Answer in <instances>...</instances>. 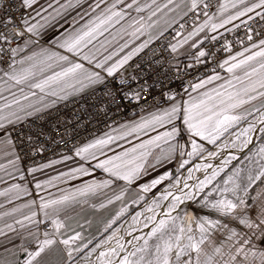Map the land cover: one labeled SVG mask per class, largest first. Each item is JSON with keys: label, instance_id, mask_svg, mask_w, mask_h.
<instances>
[{"label": "snow or ice", "instance_id": "1", "mask_svg": "<svg viewBox=\"0 0 264 264\" xmlns=\"http://www.w3.org/2000/svg\"><path fill=\"white\" fill-rule=\"evenodd\" d=\"M56 3L59 4V0H56ZM82 3L83 0H74V2L67 0L66 4H60L59 8L54 9V14L48 13L42 16L41 13L47 12V9H37L39 0H0V64L6 65V67H0V101H2L0 102V148L8 145L15 146L12 139L13 133H18L16 140L21 144L25 140L32 141V135L26 133L23 128L18 129L16 125L21 124L28 117L42 114L54 107L58 101L67 100L69 96L83 92L86 88H92L93 95H95L96 86L103 88L97 101L98 110L105 116L110 108L119 110L124 101L131 103L135 100L139 103L143 99L146 102L148 97L142 96V93L148 89L147 81L141 82L139 76L128 79L119 75L117 79L120 70L133 57L144 53L142 60L148 67L152 70H160L157 76L169 77L173 67L180 72L179 66L174 65L173 61L181 54L180 49L188 45L193 37L205 33V40L216 42L217 35L208 36L207 32L216 33L219 28L236 20H240V24L234 25V28L239 29L241 25L246 27L245 36L251 46L245 47L242 52L230 56L218 65L219 68L231 74L230 79L197 97L189 96L188 100L178 101V93L168 95L170 107L153 113L150 119L142 120L131 127L124 125L126 130L121 135L113 136L106 133L75 151L76 155L83 159H96L97 152L104 154V148L114 140L123 139L148 128L155 129L157 126L169 125L168 130L157 134L152 139L101 160L95 165L112 177L131 184L145 171L146 158L151 155V152L147 151L149 146L154 145L160 148L161 143L168 145L167 149L161 148L160 156L156 158L157 163H162L164 160L171 159L176 151L184 155V145L173 142L187 133L191 138V151L187 152V156L191 158L207 151L204 144L197 142V137L201 141L215 145L225 132L248 121V117L254 116L255 113L259 116L248 121L247 126L241 128L235 139L244 137L241 141V148H243L252 142L250 134L257 131V124L260 125L259 132L264 133V38L254 42V36L264 37V0H256L251 4L248 0H235L231 6L236 8L239 4L243 5V8L234 15L228 16L227 19H222L220 23L214 22V14L209 15L208 9L211 5L208 0H167L163 5L157 4V0H151L150 3L147 0L143 3L141 0H112L110 4H107L106 0H95L93 5H89L90 11L80 16L81 20L84 16L90 17L85 23L75 27L79 24V20L74 19L72 21L74 27L71 30L64 29L51 42L55 48L62 49L70 55L41 47L39 52L33 51L30 55L17 60L20 52L38 42L33 37L40 36L43 28L64 15L67 9L80 6ZM101 4H105V7L99 14L93 15L97 9L101 8ZM48 7L51 8L52 5L49 4ZM224 8V5L220 6L221 12ZM165 9L168 11L165 12ZM28 10L35 12V16H32ZM146 10L147 17L139 15ZM132 11H135L137 16H132ZM157 13L161 15L157 17ZM190 13L191 16H189ZM201 14L205 19L197 25L196 21ZM36 16H40L44 23L32 22L36 20ZM153 17L157 18L154 20ZM186 17L192 21L193 27L185 35L188 24ZM242 17L246 19H241ZM182 20L184 23L180 22ZM122 21L124 23H121ZM116 25H120V28L115 33H111V40L98 39L110 29L116 28ZM173 25H178V28L175 29L171 40H167L159 49L151 48L155 41L165 37V33ZM228 30L232 31V29ZM125 35L131 39L124 40L122 44L119 43ZM141 36H146V39L131 48L127 54L113 61V57L119 56V53L124 52L130 43H134ZM21 40L23 47L16 43ZM94 41L98 42L99 47L94 44ZM114 42L117 47L109 51V46ZM203 42V40L193 41L189 45L197 49L192 54L195 65L204 63L213 55L212 52L199 48ZM239 42L244 43L243 40ZM14 44L16 46H13ZM224 48L231 51V44L226 42ZM105 52L108 54L104 55ZM164 52H169L171 58L165 57ZM245 53L250 54L245 55ZM75 57H78L80 61H87L89 65L94 66V69L100 71L85 67L84 63L78 62L74 59ZM191 67L194 65H186V68ZM57 68L59 71L56 70ZM136 68L143 71L141 63H137ZM108 78H112V81ZM221 79L223 78L219 74L209 76L193 85L192 90L196 91L206 84ZM13 88L18 90L19 95L12 91ZM4 91H8L11 98L4 96ZM255 101H259L258 107L253 103ZM181 121L182 126H179L178 122ZM66 134L65 132L61 138ZM259 151L264 155V147H261ZM213 155H215L214 152H208L209 157ZM187 163V160L183 161L180 167L183 168ZM227 163H230V160L225 161V164ZM199 167L198 165L197 168ZM38 170V168H32L30 171ZM74 171L83 175L88 174L85 168ZM219 171V169L214 170L211 176L206 177L196 186V189L203 191L219 175ZM169 175L165 174L158 179H153L150 184L142 186V191H149L150 188L167 179ZM238 176L239 171L228 176L224 181L225 187L222 189V194L230 192L232 198L223 195V198L210 203L207 199L204 201V206L210 207L218 214L219 218L216 219L208 216L195 218L188 213H185L183 217L173 216L172 212L176 211L185 199H195V192L183 193V198L172 196L171 192L165 194L164 200L172 196L168 205V218L157 221L154 216H149L148 220L152 222V227L148 238H144L143 245L135 247L131 252H126L125 245L117 239L119 229L90 248L93 238H86L81 231H77L67 223L70 219L66 215L67 209L76 202L77 197H84L99 188L107 187L111 183L110 180L93 181L73 193L54 199L40 197L38 208L43 214V220L37 218V211H31L30 215H25L22 220L16 221L21 227H25L26 222L27 225L36 226L35 232H29L36 247L34 250L25 249L27 258L24 264H51L47 257L53 251L59 256L56 264H145L144 254L152 257L147 260V264H264V191L252 198L255 202L254 207L249 206L247 201L249 188L264 177V169L255 178L249 175V183L243 188L238 180L234 179ZM189 177L191 178V171H189ZM176 183L179 184V180ZM47 184L50 185L51 181ZM35 187L40 190L45 185L37 182ZM184 187L188 188L189 185L185 182ZM13 188L18 192L27 193V189H21L18 184ZM0 195L4 193L0 192ZM120 198V196L116 197V199ZM108 203L112 201L109 200ZM31 204H35V201ZM159 206L157 204V207ZM25 207H31V205H25ZM100 207L103 208L105 205L101 204ZM124 211L126 209L122 208L116 218ZM148 211L151 212L153 209L149 208ZM44 222H50L52 231L45 230L41 238L39 225ZM113 223L115 219L108 222L105 231ZM7 227L13 230L12 225L9 224ZM45 227L47 228V224ZM77 227L82 228L83 225L77 224ZM2 234L3 230L0 229V235ZM151 238L156 239L154 251L149 248ZM140 239L137 237V240ZM113 240H116L115 245L112 244ZM61 245L62 248L59 247ZM122 253L126 254L122 255ZM137 253L141 254L138 259H130Z\"/></svg>", "mask_w": 264, "mask_h": 264}, {"label": "crops", "instance_id": "2", "mask_svg": "<svg viewBox=\"0 0 264 264\" xmlns=\"http://www.w3.org/2000/svg\"><path fill=\"white\" fill-rule=\"evenodd\" d=\"M111 2L112 0H106L107 4H110ZM143 2H145V0H141V3ZM147 2L150 3L151 0H147ZM166 2L167 0H157V4L159 5H163ZM234 2L235 0H219V7L213 13L215 15L214 22L220 23L222 19H227L228 16L234 15L238 10H241L243 8V5L239 4L236 8H233L231 5ZM254 2H256V0H248L249 4ZM66 3L67 0H59V4L56 3V0H39V4L36 7L37 9H47V12L41 13L42 16H46L48 13L54 14V9L59 8L60 4ZM94 3L95 0H83V3L80 6L67 9L64 15L58 17L56 21L43 28L41 30L40 36L33 37V39H39L41 42L45 43L46 46H44V48H51L53 51H60L62 54H67L62 49L55 48L51 43L52 40L59 36L61 32L64 31V29L71 30L74 27L72 24V21L74 19L79 20V24L75 25V27H79L80 24L85 23L90 17L84 16V19L81 20L80 16H82L86 11H90L89 5H93ZM49 4L52 5L51 8L48 7ZM221 5L225 6L223 12H221L220 10ZM104 7L105 4H101V8L97 9L96 12L93 13V15L99 14V12ZM164 11L167 12L168 10L165 9ZM257 11H260V9H257ZM28 12H30L32 16H35V12H33L32 10H28ZM131 14L132 16H137V13H135V11H132ZM139 15L147 17L148 11L146 10ZM160 15V13H157V17H159ZM157 17H153V19L155 20ZM241 19H246V17H242ZM36 21H39L41 24L44 23L40 16H36V20L32 22ZM121 23H124V21H122ZM236 24H240V20L233 21L231 24H227L225 25V27L219 28L216 33L207 32V35H218L225 30L234 28V25ZM119 28L120 25H116V28L110 29L109 32L104 33V35L99 37L98 39L100 41H103L105 39L111 40V33H115ZM124 37L126 38H124L122 42H120L119 40V43L122 44L124 43V40L131 39V37L127 35H125ZM141 37L146 39V36ZM204 37L205 33H200L198 37H193V40L189 41L188 45H185L183 48H181V54L176 58V60H174L175 64H194L195 62L192 58V54H194L197 49L191 48L189 45L193 41L203 40L204 42L203 44L199 45V48H203L205 50L207 45L210 43V40H205ZM135 42L136 40L134 41V43H130L129 46L135 45ZM94 44L99 47L98 42L95 41ZM250 46L251 45L248 44L246 47ZM21 47H23V43L21 44ZM116 47L117 44L116 42H114L109 46V51H113ZM127 50L130 51V48H127ZM243 50H241V52ZM33 51H35V44L29 45L28 48L20 52L17 56V60L30 55ZM253 51H255V49ZM107 54V52L104 53V55ZM249 54L250 53H245V55ZM97 58L100 59L101 57ZM238 59H240V57H238ZM220 76L223 79L219 81H213L211 84H206L203 88L192 91L188 96H186V98L181 100H188L189 96L197 97L203 92L210 91L213 88L219 87V85L223 84L225 80L231 78V74H229L226 70L225 74H222ZM208 77L209 76L199 80L196 84L200 83L202 80L207 79ZM90 90H92V88H86V90H84L83 92L71 95L69 96V98L78 96L79 94ZM12 91L16 92L17 95H19V92L16 88H13ZM3 95L11 98L8 91H4ZM253 103L255 104V106H259V101H255ZM246 107L250 108V106ZM161 110L163 109L159 107L151 108L150 111H148V114L144 116L142 120L150 119L153 113L159 112ZM178 124L179 126H182V121L178 122ZM169 128V125H166L164 127L157 126L155 129L148 128L146 130L134 133L133 138H130L127 141V146H124L123 142L120 143L118 141L119 145H117L116 147L112 146L113 148L111 147V150H107L108 148L105 147L106 149L104 148L103 150L104 154H100L99 152H97L96 159H83L81 156L77 155L75 158L72 157L68 159L67 157H62L55 160L53 163H43L39 165L38 167H36L39 169L36 172H32L30 170H25L22 168L18 157L14 154L12 145L0 148V192L4 193V195H0V229L3 230V234L0 235V264H24V260L27 258L25 249H35V241L33 237L29 235V232H35L36 226L27 225L26 222V226L21 227L20 224L16 223V221L22 220L25 215H30L31 211H37V218L43 220V214L39 212L38 208L40 197H44L45 199H54L60 197L61 195L73 193L77 189L83 187L85 184H91L93 181L101 182L104 180H110L111 183L107 187L99 188L94 193L84 197L78 196L76 202H74L66 212L67 217L70 218L67 220V223L71 224L72 227L77 231H81L86 238L94 239L96 235H98L105 229L109 221L116 219L117 213L120 212L122 208L127 210L131 205H134L137 198L139 199L140 197L145 195L146 192L142 191L143 185L150 184L153 179H158L162 175L170 174L172 170L175 169V167L179 163L177 160V156L180 155V151L174 152L171 159L164 160L162 163H157L156 158L160 156L161 148L167 149L168 145L161 143L160 148H157L154 145L149 146L147 151H150L151 155L146 158L145 171L131 184L112 177L109 173H106L103 169L97 168L95 165L99 161L104 160L110 156L136 147L139 144L152 139L157 134L168 130ZM183 141V136H181L178 137L177 141H174L173 143L178 142L179 144L183 145ZM44 165H47V167H44ZM80 168L87 169L88 174L83 175L79 172L74 171ZM50 175L53 176L50 177ZM48 181H51L50 185L47 184ZM163 181L164 180H162L161 183ZM262 181H264V177H262L261 180H257L255 184L252 185L251 188H249L247 201L249 206L251 207L255 206V202L252 198L256 197L257 193L264 191V182ZM37 182L45 185V187L40 190L36 189L35 185ZM17 184L21 186V189H27V193H25L24 191L18 192L17 190H15L13 186ZM158 185H156L155 187H157ZM10 189L11 191H9ZM117 196H120L121 198L116 199ZM109 200H111L112 203H108ZM32 201H35V204H31ZM101 204H104L105 207L101 208ZM25 205H31V207H25ZM63 215L64 214H62V216ZM9 224L12 225L13 230H10L7 227V225ZM45 224H50V222H44L39 225L41 238H43V232L45 230L49 232L52 231L51 224L50 228H46ZM77 224L83 225V227H77ZM59 247L62 248L63 246L61 245ZM58 258V253L55 251H53L47 257L51 264H56Z\"/></svg>", "mask_w": 264, "mask_h": 264}, {"label": "built area", "instance_id": "3", "mask_svg": "<svg viewBox=\"0 0 264 264\" xmlns=\"http://www.w3.org/2000/svg\"><path fill=\"white\" fill-rule=\"evenodd\" d=\"M218 1L208 0L211 5L208 9L209 14L216 10ZM191 15L190 13L189 16ZM185 19L188 20V24L184 34H187V31L192 29L193 24L188 17ZM204 19L205 17L201 14L196 24L198 25ZM180 22L184 23L183 20ZM177 28L178 25H173L165 33V37L160 41H155L150 47L159 49L163 43L171 40ZM245 31L246 27L241 25L239 29L234 28L232 31L228 30L224 34L217 36L218 40L211 42L205 49L213 53L210 58L199 65L194 63V67L191 68H186V65H178L180 72H177L176 68L173 67L169 77L157 76V72L160 70H152L148 67L147 63L142 60L144 53L134 57L130 62L129 71L125 74H118L117 79L119 75H123L128 79L132 76H139L141 82L147 81L148 89L142 93V96L148 97L146 102L143 99L139 103L135 100L131 103L124 101L123 106L119 110L114 107L110 108L105 116L98 110L97 101V97L101 96L103 88L96 86L95 95L92 94L93 90H90L78 97L62 101L42 114L28 117L16 127L18 129L23 128L26 133H30L33 140H25L21 144L16 140L18 133H13L12 136L15 144L12 147L22 168L31 170L60 156H74L77 148L108 132L113 126L132 119L148 109L170 105L171 102L168 100V95L178 93L177 100L184 99L193 91L192 86L199 80L215 74H225V69L219 68L218 65L223 60L240 52L249 43L245 36ZM261 38L264 37L254 36V41H258ZM240 40H243L244 43L241 44ZM226 42L231 44V51L225 50L224 45ZM16 43L21 45L23 41H17ZM13 46H16V44ZM163 55L169 59L171 58L169 52H164ZM137 63L142 64L143 71L136 68ZM173 64L177 65L174 61ZM0 67H6V65L0 64ZM108 80L112 81V78H108ZM133 87H135V83H133ZM65 132L67 134L61 138Z\"/></svg>", "mask_w": 264, "mask_h": 264}, {"label": "bare ground", "instance_id": "4", "mask_svg": "<svg viewBox=\"0 0 264 264\" xmlns=\"http://www.w3.org/2000/svg\"><path fill=\"white\" fill-rule=\"evenodd\" d=\"M258 116L259 114L251 116L248 118V121H252ZM248 121L243 122L237 129L230 132L227 137L221 140L216 146L212 147V149L198 156V159L191 164V166H188L185 170L180 172L172 181L165 185L164 188L159 190L156 195L149 197L143 205L129 214L128 217L122 220L118 225L114 226L108 233L99 238L96 243L101 240H105L108 236L112 235L113 232H116L117 229H119L117 239H119L120 243L125 245L126 252L134 251L135 247L142 246L144 238H148V233L152 227V222L148 220V217L154 216L157 221L160 219H167V213L169 211L168 205L172 200V196H181L183 198V193L195 192L196 199L228 168L235 164L240 158L247 155L252 148H254L257 144L264 143V133L259 132L258 129L260 125L257 124V131L250 134L252 142L246 147L241 148V141L244 137L241 136L240 139L237 140L235 139V136L240 133L241 128L247 126ZM208 152H214L215 155L209 157ZM229 160L230 163L225 164V161ZM198 165L200 166L199 169L197 168ZM208 165H211V167H207ZM218 169L220 170L219 175H217L203 191H198L196 186L201 181L205 180L206 177L211 176L214 170ZM189 171H191V178L189 177ZM177 180H179V184L176 183ZM185 182L189 185L188 188L184 187ZM168 192H171L172 196H170L168 200H164L163 196ZM193 200L185 199L176 211L172 212V215L175 216L178 214L180 210L190 204ZM157 204L160 206L157 207ZM149 208L153 209V211L149 212ZM137 237H140L141 239L137 240ZM96 243H94L91 247H93ZM112 244L115 245L116 240H113ZM124 254L126 253H122V255Z\"/></svg>", "mask_w": 264, "mask_h": 264}, {"label": "rangeland", "instance_id": "5", "mask_svg": "<svg viewBox=\"0 0 264 264\" xmlns=\"http://www.w3.org/2000/svg\"><path fill=\"white\" fill-rule=\"evenodd\" d=\"M216 10L218 9L219 7V1H218V5H216ZM215 10V11H216ZM213 11V13L215 12ZM213 13L209 14V15H212ZM201 23V22H200ZM199 23V24H200ZM234 29V28H232ZM226 31L228 30H225L224 32L218 34L217 36L221 35V34H224ZM186 35V34H185ZM126 38V37H124ZM37 40L38 42L35 44V52L39 51L41 49V47H44L46 46L45 43L41 42L39 39H35ZM144 40V38L140 37L138 40H136L135 42V45L133 46H129L128 48H133L135 47L136 45H138L139 43H141L142 41ZM95 42V41H94ZM120 42H122V40H120ZM212 41H210L211 43ZM255 42V41H254ZM209 43V44H210ZM208 44V45H209ZM250 44L247 43L246 46ZM207 45V46H208ZM245 46V47H246ZM244 47V48H245ZM243 48V49H244ZM242 49V50H243ZM128 50H124V52H121L119 53V56H116L113 58V61H115L116 59H119L120 56H123L125 54H127ZM241 52V51H240ZM66 55H70V54H66ZM236 55V54H235ZM233 56V55H232ZM134 58V57H133ZM74 59H76L78 62H82L84 63L85 67L87 66L88 68H93V70H96V71H100L99 69H94V66L93 65H89L87 63V61H80L78 57H75ZM131 62V61H130ZM130 62L125 65V67L123 69L120 70V73L119 74H125L129 71V65H130ZM111 63V62H110ZM57 71H59V68L57 69ZM106 75V74H105ZM86 90V89H85ZM85 93V92H84ZM82 93V94H84ZM191 93V92H190ZM189 93V94H190ZM82 94H79L78 96L82 95ZM78 96H75V97H78ZM75 97H72V98H75ZM72 98H68V99H72ZM186 98V97H185ZM67 99V100H68ZM65 101V100H64ZM60 102L62 101H58L56 103L59 104ZM55 105V106H56ZM54 106V107H55ZM167 107H170V105L168 106H163V107H159L161 109H164V108H167ZM53 108V107H51ZM49 108V109H51ZM47 109V110H49ZM46 110V111H47ZM148 111H150V109L144 111V112H141L140 114L136 115L135 117H133L132 119H128L124 122H121L115 126H113L108 132L106 133H110L111 135L113 136H118V135H121L126 129H124V125H128L129 127L135 125L136 123H139L140 121H142V118H144V116H146L148 114ZM258 114V113H255L254 116ZM251 117V116H250ZM249 118V117H248ZM245 122V121H244ZM243 123V122H242ZM241 123V124H242ZM241 124L233 127V128H230L227 132H225L223 134V136H221V138L217 141V143L215 145L213 144H209L207 141H201L199 138H196L197 139V142L198 143H202L204 144L205 148L207 149V151H209L210 149H212V147L216 146L221 140H223L225 137H227L230 132L234 131L235 129L238 128V126H240ZM106 133H104L103 135H100L94 139H97V138H100L102 136H104ZM133 134H131L130 136H126L124 137L123 139H117V140H114L110 145L106 146L108 149L107 150H111V147H116L117 145H119V142L124 144V146H127V141L131 138H133ZM93 139V140H94ZM183 145H184V148H183V152H184V155H178L177 156V160H178V164L177 166L175 167V169L172 170V172L170 173V175L168 176L167 179H165L160 185H158L157 187L155 188H152L150 189L149 191H147L145 193V195H143L142 197H140L139 199L137 198L136 202L134 203V205H131L126 211H124V213L122 215H120L118 218L115 219V223L112 224V226L110 228L107 229V231H105V229L103 231H101L98 235L95 236V238L93 239V244L96 243V241L101 238L102 236H104L106 233H108L114 226L118 225L122 220H124L126 217H128L129 214H131L132 212H134L136 209H138L141 205H143L146 200H148L149 197H152L154 195H156L159 190H161L162 188H164L165 185H167L170 181H172L180 172H182L183 170H185L188 166H191V164H193L198 158V156L200 155H196V156H193V157H188L187 156V152L191 151V138L189 137V135L187 133H185L183 135ZM92 141V140H91ZM89 141V142H91ZM119 141V142H118ZM87 142V143H89ZM86 143V144H87ZM85 145V144H84ZM83 145V146H84ZM82 146V147H83ZM112 147V148H113ZM261 147H264V143L262 144H257L254 148H252L248 153L247 155H245L243 158H240L235 164H233L230 168H228L219 178H217L207 189H205L195 200H193L190 204H188L187 206H185L182 210L179 211L178 214H176L175 216L179 215L180 217H183L185 215V213H188L190 215H192L193 217L195 218H200V217H203V216H208L212 219H216V218H219L218 217V214L212 210L210 207H206L204 206V201L207 199V201L212 202L216 199H221L223 198V195H227L228 198H232V194L229 192V193H226V194H222V189L225 187L224 185V181L228 178V176L230 175H233L235 172L239 171V176L238 177H234V179H237L238 182L241 184L242 188L243 187H246L249 183L248 181V177L249 175H251L253 178H255L259 172L264 169V155H262L260 153V148ZM106 149V148H105ZM206 153V151L204 152ZM15 154V153H14ZM203 154V153H202ZM16 156V155H15ZM62 157H67L68 158H75L76 157V154L74 156H60L50 162H47V163H53L55 160L59 159V158H62ZM187 160L188 163L184 165L183 168L180 167V164ZM38 167V166H37ZM36 168V167H35ZM53 176V175H50V177ZM255 184V183H254ZM253 184V185H254ZM228 187H231V185H228ZM241 194H243L241 192ZM193 227H195V225L193 224ZM47 228H50V224H47ZM156 243V239L155 238H151L149 239V248L152 249L154 251V244ZM92 244V245H93ZM90 245V247L92 246ZM141 254L140 253H137V255L135 257H130V259L132 260H136L138 259V257L140 256ZM145 255V264H147V260L151 259L152 257L148 254H144Z\"/></svg>", "mask_w": 264, "mask_h": 264}]
</instances>
